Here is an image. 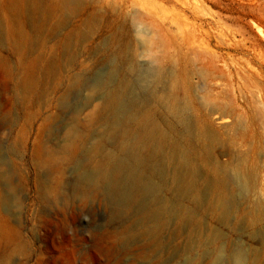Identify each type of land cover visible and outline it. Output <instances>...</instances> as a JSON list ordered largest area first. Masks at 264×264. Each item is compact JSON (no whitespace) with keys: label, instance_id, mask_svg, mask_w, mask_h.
Segmentation results:
<instances>
[{"label":"rangeland","instance_id":"obj_1","mask_svg":"<svg viewBox=\"0 0 264 264\" xmlns=\"http://www.w3.org/2000/svg\"><path fill=\"white\" fill-rule=\"evenodd\" d=\"M59 8L55 19H62L61 28L44 45L24 55L4 49L0 56L7 67L25 71L32 66L36 76L29 103L15 102L11 83L4 93L14 103L16 124L0 127V264H184L192 259L193 264H230L210 255L223 243L226 248L247 249L250 256L258 254L264 264V200L261 208L252 197L238 198L235 204L240 207L228 224L205 210L198 211L202 228H217L225 235L221 244L211 246L206 244L207 231L198 242L191 241L190 227L185 230L174 223L173 215L164 218L156 239L136 232L137 212L145 207L143 197L135 198L129 210L117 215L119 200L114 192L104 188L88 194L75 191L109 151L98 142L100 127L94 112L100 100L94 98L91 85L99 79L110 82L116 74L128 79L125 53L121 59L113 51L135 37L147 35L162 44L158 52L155 47L150 52L156 60L162 58L167 38H198L205 50L218 57L217 65L232 75L225 83L231 80L233 88L240 85L243 92H254L264 103V0H85L75 12ZM134 22L142 34L133 31ZM26 30L31 38L37 36L29 24ZM75 76L79 82L71 86ZM228 83L224 88L231 90ZM126 86L120 93V109L129 95ZM196 95L204 93L196 91ZM236 96L225 93L229 100ZM72 130L80 140L68 152L63 145ZM220 132L225 143H240L235 132ZM246 141L244 150L230 157L233 165L230 158H220L225 164L232 162L226 165L229 175L238 159L246 171L261 166L264 138L257 134ZM89 149L88 156L84 155ZM83 162L86 170L81 168ZM164 187L160 193L167 198V207L176 209L170 188ZM181 202L186 209L192 207L189 199ZM241 221L244 224L238 229Z\"/></svg>","mask_w":264,"mask_h":264},{"label":"bare ground","instance_id":"obj_2","mask_svg":"<svg viewBox=\"0 0 264 264\" xmlns=\"http://www.w3.org/2000/svg\"><path fill=\"white\" fill-rule=\"evenodd\" d=\"M84 1L5 0L0 4V56L4 49L24 55L36 50L39 44L44 45L47 37L61 28L62 19H55L61 11L59 7L75 12ZM26 24L33 28L35 38L27 34ZM136 26L134 22L133 31L142 34ZM144 37H135L126 47L118 46L113 51L121 59L125 53L128 79L124 81L114 73L115 79L110 77V82L98 78L91 85L94 98L100 100L94 112L100 127L98 142L102 147L108 146L109 151L94 163L89 180L75 187V191L88 194L104 188L114 192L119 200L117 215L129 210L135 198L143 197L145 203L141 199V204L145 207L137 212L135 230L145 236L156 239L165 224L164 218L173 215L174 223L182 224L185 230L190 227L191 241L198 242L207 231L206 244H221L225 235L217 228H202L196 213L205 210L228 224L231 214L240 207L235 204L238 198L252 197L255 204L263 207L264 149L260 167L254 165L246 171L238 159L229 175L226 165L233 162L230 157L237 155L234 152L244 150L246 140L254 139L257 134L264 138V103L254 92H243L240 85L233 88L231 80L225 83L226 77L232 75L217 65L218 57L205 50L198 38H167L163 42L166 43L164 51L161 50L163 56L156 60L150 52L162 44L147 35ZM146 57L151 60L149 67ZM34 69L32 66L25 71L19 66L7 67L0 60V127L16 124L12 116L14 103L4 96L8 84L11 83L10 93L16 103L19 100L29 103L36 86ZM78 82L75 76L70 83L73 86ZM138 82L144 84L140 83L139 92ZM227 83L229 87L232 84L231 90L224 88ZM126 84L129 95L120 109V93ZM196 91L204 95L198 96ZM226 91L237 94L236 98L227 99ZM222 130L228 134L235 132L240 143H225ZM69 133L63 149L72 152L80 136L74 130ZM91 149L84 155L88 156ZM225 156L232 162H221L220 158ZM0 165H3L1 158ZM81 168L86 170L87 164L83 162ZM163 186L170 188L176 209L167 207V198L160 193ZM236 188L240 189L239 193ZM183 199L191 200L192 207L186 209ZM243 224L241 221L236 225L239 229ZM210 255L215 260L225 258L230 264H261L258 254L250 256L247 249L226 248L224 243ZM193 263L194 259L184 264Z\"/></svg>","mask_w":264,"mask_h":264}]
</instances>
